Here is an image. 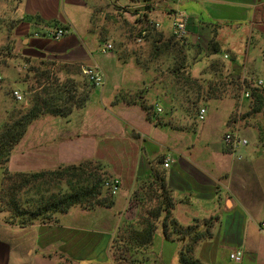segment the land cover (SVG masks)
Returning a JSON list of instances; mask_svg holds the SVG:
<instances>
[{
	"label": "crops",
	"instance_id": "1",
	"mask_svg": "<svg viewBox=\"0 0 264 264\" xmlns=\"http://www.w3.org/2000/svg\"><path fill=\"white\" fill-rule=\"evenodd\" d=\"M0 1L10 9L6 16L14 20L8 34L16 56L0 61L5 95L9 89H23L24 80L34 81L38 68L49 69L59 82L87 80L74 72L90 67L98 68L104 78L101 87L90 88L84 108L73 110L67 118L45 115L33 121L9 158L7 176L0 168V264H180L184 244L206 231L208 237H202L192 251L201 263L264 264L260 230L264 147L256 129L240 120L241 106L232 122L236 109L225 108L221 99H214L217 118L207 113L199 127L181 116V109L174 118L154 100L158 92L163 99L189 97L183 83L173 95L158 85L179 80L169 72L174 64L165 62L163 68L153 60L140 64L137 55L146 48L125 53L126 46H148L151 54L173 44L186 47V53L196 46L206 49L215 27L223 31L224 26H232L248 29L246 42L260 45L264 66V0ZM186 3L198 13L187 15L181 10ZM177 13L188 18L183 41L175 40L172 33ZM58 29L65 35L55 40L49 34ZM141 31L146 36L138 41ZM255 34L258 41L252 38ZM107 43L113 50L103 54L101 48ZM233 45L237 47L235 39L225 44ZM220 57L221 52H207L202 66L212 75L210 81L214 75L209 68L216 60L230 68V76L249 77L248 56L243 64L230 59L225 64ZM29 106L27 100L20 110ZM12 111L0 109V115L7 118L18 112ZM222 129L224 134L246 138L248 146L232 153L223 143ZM167 158L171 163L164 168ZM89 161L98 165L100 173L120 181L110 206L75 205L65 213L52 208L29 220L28 211L59 200L60 178L47 174ZM42 173L46 175L32 177ZM151 213L160 215L152 219ZM153 221L157 229L152 245L138 250L132 245L137 232ZM174 221L194 230L174 234ZM164 224L171 235L167 238ZM237 249L244 254L240 263L229 259Z\"/></svg>",
	"mask_w": 264,
	"mask_h": 264
},
{
	"label": "trees",
	"instance_id": "2",
	"mask_svg": "<svg viewBox=\"0 0 264 264\" xmlns=\"http://www.w3.org/2000/svg\"><path fill=\"white\" fill-rule=\"evenodd\" d=\"M180 52L181 47L178 46ZM209 54L215 55L220 52L218 46H210ZM183 59V58H182ZM217 61V60H216ZM214 62L210 66V71L214 75V80H209L208 85L203 86L199 81L196 83L192 81V85L196 87L195 98L192 102V106L196 109L197 104H205L208 100H217L215 94L210 91H203V87H210L214 90H220L221 79L224 81L227 79L232 87H234V97L237 98V102L241 106L240 120L246 121L245 126H250L256 129L258 133V139L263 141L264 147V127L257 123L253 115L262 114L264 118V87H253L248 80L249 78L235 77L226 75L223 78L220 76V72L225 68L224 64ZM184 69V63H178L173 68V74L178 70ZM49 69L38 70L34 74V85L28 88V92L32 96L30 98V106L27 109L19 110L15 116L10 117L9 121L2 124L0 129V168L7 176L6 165L9 158L20 142L22 137L27 131L28 126L38 118L45 115L56 116L60 118H67L71 115L73 110L82 109L86 106L89 100L90 88L94 86L88 80H65L59 82L55 73L51 74ZM75 75L82 76V70L77 69L74 72ZM217 76V80L216 79ZM84 77V76H83ZM256 81V80H255ZM216 82V84H214ZM223 84V83H222ZM244 90L249 91V97L243 98L242 92ZM223 92V91H222ZM220 96V95H218ZM243 98V100L241 99ZM242 101V102H241ZM148 112V108H145ZM199 111V110H198ZM147 118L150 116L147 114ZM257 124V125H256ZM98 165L93 162H85L79 165H71L58 169L52 172L50 176L60 178L62 187L59 195V200L55 198L54 204L49 202L40 206L36 211H28L29 220L37 219L41 214L54 209L55 212L65 213L72 206L78 205L87 209H92L96 206H110L112 195L104 188V182L106 176L99 171ZM46 174H34L32 177L38 179ZM159 213H151L152 219H157ZM167 217V216H166ZM157 229V224L153 221L145 224L141 231L137 232L139 236L136 237V241L132 244L136 248H148L152 245L153 236ZM172 233L180 235L187 234L194 230V227L183 228L175 221L172 223ZM163 232L167 237L171 236L168 233L166 224L163 225ZM209 232H204V235H194L190 242H186L184 247L179 253L180 264H203L199 260L195 259L192 255L194 246L202 239V237H208ZM119 247V246H118Z\"/></svg>",
	"mask_w": 264,
	"mask_h": 264
},
{
	"label": "rangeland",
	"instance_id": "3",
	"mask_svg": "<svg viewBox=\"0 0 264 264\" xmlns=\"http://www.w3.org/2000/svg\"><path fill=\"white\" fill-rule=\"evenodd\" d=\"M8 10H10V9L5 7L4 2L0 1V61H3L5 56L16 57V56H14L15 46H10L9 34H8V30L10 29V26L13 25L14 20L12 21L11 17L6 16V15H8ZM181 10L186 11L187 15H196L198 13V9L196 7L194 8L189 3L184 4L181 7ZM220 27L221 26L215 27L216 31H214L212 33V38H211L210 42H208L206 49H202L203 46H201V48L199 46H196V49L191 48L189 53H186V47H181V46H180L181 50L179 52V50H178L179 47L177 45L175 46L174 44H173V46H160V47L156 48L155 49L156 54H154V53L151 54L150 52H152V51L150 50V48L148 46H126L127 50H125V53L128 55H129V53H131V50H132V52H134L136 54L137 52H140V50L146 48L144 51L141 52V55H137V57H139V63L142 65L144 64L145 61L147 62V60L156 61L157 65L162 66V68H163L165 62L167 64L172 62V64H174V66H176L178 63H181V62L184 63V69H181V70H183L182 73H181V70L180 71L178 70L176 73H174L176 79H179V80H174V79H173V81L167 80L164 84L159 83L158 85L160 87H162V85H164L162 90L167 89V91H170V95H173L176 92L180 91V85H182V83H183V86H186L187 88H189V92H190L189 97L185 98L184 95H180V96H178L179 98L176 97V99H175V97H172L173 98L172 100L163 99V98H159L161 93L158 92V93H156L157 97L154 98V100H155V103H158L162 107V109L167 110V112L169 114H171L174 118L177 117V115L179 113L178 111H179V109H181V113H182L181 116L184 115V117L185 116L188 117V122L190 124H193V126H196L198 123H200L197 120V115H198V110L201 108H205L207 113H209V114L211 112H213L212 118H214V120L217 118L213 108L215 107V102L220 101L218 99L215 102L213 99V100H208V103H205V104L199 103V104H197L198 107L196 109L192 106V102L195 101L193 99L195 98V92H196V87L194 85H192L193 84L192 81L195 80L196 83L199 81L201 84L207 85V80H209V78L212 76L211 74L206 72L207 67L205 68L202 66V64L204 62H207L206 61L207 52H209L210 46H218L220 48V52H221L220 59L225 64H229V63H227L228 62L227 60H229V59L230 60H237V62L239 61L242 63L243 60L245 59V56H248V58H247L248 67L246 69V72H247V74H249V78L251 77V80H248V81L250 82V84L252 86H253L255 80L261 79L264 81V66L261 64V59H260V53H261L260 52V45L259 46H251V45L248 46L249 44H247V42H246L247 37H248V33H249L248 29H245L246 31L244 32L242 30L241 31L238 30L237 28H233L232 26H224V28L222 29L224 31L223 32V31L219 30ZM228 29H229V31H228ZM234 31H235V33H234ZM252 38L255 39L256 41L259 40L258 35H256V34L253 35ZM232 39H235V46H237V47H234V45L229 46V47L225 46V44H227L228 42H231ZM188 47L189 46H187V48ZM205 50H207V51H205ZM217 61H214V62H217ZM219 62L221 63V61H219ZM158 69H159V67H158ZM209 69H208V71H209ZM229 70H230V68L222 69L220 72V76L223 78L226 75H230L229 73H231V71H229ZM167 71H169V70L167 69ZM169 72L173 73V69L170 70ZM181 76H183V79L181 78ZM22 78H23V75H22ZM212 78H213V81H215L214 76ZM216 79H217V76H216ZM217 80H219V79H217ZM24 81H25V83L23 85V89H20L22 94H24V92L27 91L28 88L31 87L32 85H34V83H35L33 80H24ZM5 84H6V82H4V81L0 82L1 86L5 87ZM214 84H216V82ZM221 85L222 86L224 85V86L220 87V90L218 91L219 93L217 91H215L213 88L211 89L210 87H208V88L204 87L202 89H203V91L206 90L209 92L211 90V91H214L213 93L216 92L217 98H219L218 94L220 95V97L222 96V98H220V99H221V101L224 102V104L222 106H225V108L234 107L233 110L236 109L235 113L230 116V122H232L238 115L237 110L239 108V103L236 101L237 98H235L233 96L235 93L234 87H232L230 85L229 81L227 79L222 81V79H221ZM5 88H7V87H5ZM1 89H2V87H0V109L12 108L13 109L12 113L19 111L20 108L27 103V100L30 101V98L32 96V92H31V94H26V96L25 95L23 96L22 102L16 103L13 101V98L10 97L11 92H12L11 89H9L8 95L4 94L5 91H7V90H5V89L1 90ZM241 99L243 100V98H241ZM150 107L151 106H149V108ZM9 116L12 117L15 115H9ZM8 117L6 118L4 115H0V129L3 126L2 124L9 121L10 117L9 118ZM253 117L257 121V123L259 122V124H261L264 127V118L262 117V114L253 115ZM175 121H177V120L175 119ZM198 127H199V124H198ZM226 129H228V131H231V127L230 128L226 127ZM224 132L225 131L222 129V136L224 135ZM93 163H95V162H93ZM111 176L112 175H110V174L106 175L105 180L111 178Z\"/></svg>",
	"mask_w": 264,
	"mask_h": 264
},
{
	"label": "built area",
	"instance_id": "4",
	"mask_svg": "<svg viewBox=\"0 0 264 264\" xmlns=\"http://www.w3.org/2000/svg\"><path fill=\"white\" fill-rule=\"evenodd\" d=\"M187 23L188 18L184 13H177L174 16V20L172 23V33L173 37L177 41H183L187 35ZM156 27L158 25H155ZM65 35V31L62 29H58L52 33L49 34L52 38L55 40H60ZM146 36V31H141L140 36L138 37V41H141ZM113 50V46L110 43H107L103 45L101 48V52L103 54H107L108 52ZM226 58V57H225ZM82 75L94 86V87H101L104 83V78L102 73L98 68L90 67V68H84L82 70ZM2 80V77L0 76V81ZM253 87H264V81L261 79H258L254 82ZM11 96L15 102H22L23 101V94L20 90H13L11 93ZM243 98L249 97V91L244 90L242 92ZM156 111L158 113L162 112V109L159 106H156ZM207 111L205 108H201L198 111L197 119L199 122H203L205 120ZM223 143L225 146H227L230 151L234 154L239 153V151L242 148H245L248 146V140L242 136H240L238 133H232L228 132L224 134L223 137ZM171 163V159L167 158L164 161L163 167L168 168ZM104 187L110 195L114 196L118 193L119 187H120V181L117 178H109L105 180ZM260 230L264 234V221L260 223ZM243 252L241 250H235L232 253L229 254L230 261L234 263H240L243 259Z\"/></svg>",
	"mask_w": 264,
	"mask_h": 264
}]
</instances>
